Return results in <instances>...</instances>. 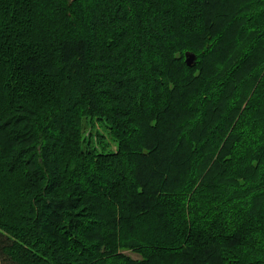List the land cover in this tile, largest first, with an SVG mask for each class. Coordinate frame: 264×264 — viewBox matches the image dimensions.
<instances>
[{
    "label": "trees",
    "instance_id": "1",
    "mask_svg": "<svg viewBox=\"0 0 264 264\" xmlns=\"http://www.w3.org/2000/svg\"><path fill=\"white\" fill-rule=\"evenodd\" d=\"M0 264H264V0H0Z\"/></svg>",
    "mask_w": 264,
    "mask_h": 264
},
{
    "label": "rangeland",
    "instance_id": "2",
    "mask_svg": "<svg viewBox=\"0 0 264 264\" xmlns=\"http://www.w3.org/2000/svg\"><path fill=\"white\" fill-rule=\"evenodd\" d=\"M93 124H94V126L92 127L90 125V122H87L86 127H85V132H84L85 134H87L90 130L93 131V132H95V130H97L101 134H103L104 136H107V133H106L105 129L102 126H100V123H98V122L94 123L93 122ZM110 147L113 149L115 147L114 143H111ZM124 252L129 254V255H131L132 257H138V255L136 253H134V252H130L128 250H126Z\"/></svg>",
    "mask_w": 264,
    "mask_h": 264
},
{
    "label": "water",
    "instance_id": "3",
    "mask_svg": "<svg viewBox=\"0 0 264 264\" xmlns=\"http://www.w3.org/2000/svg\"><path fill=\"white\" fill-rule=\"evenodd\" d=\"M196 60V54L191 50L184 52V61L187 65H192Z\"/></svg>",
    "mask_w": 264,
    "mask_h": 264
}]
</instances>
